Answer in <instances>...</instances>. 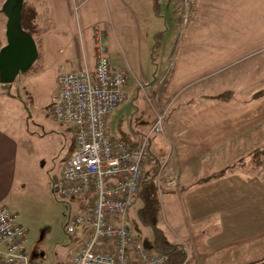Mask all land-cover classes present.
<instances>
[{
	"label": "rangeland",
	"instance_id": "obj_1",
	"mask_svg": "<svg viewBox=\"0 0 264 264\" xmlns=\"http://www.w3.org/2000/svg\"><path fill=\"white\" fill-rule=\"evenodd\" d=\"M46 1L39 5L34 33L43 67L20 74L10 89L0 83V111L10 116L4 125L20 141L21 177L9 204L29 229V264H63L80 238L66 225L80 211L81 199L53 190V179L75 142L73 126L52 116L58 75L70 70L56 37L73 32L84 41L87 59L95 50L97 29L104 32L112 66L127 75L125 99L112 114L109 135L125 143L147 135L150 168L165 163L175 169L168 187L162 169L151 172L160 182L155 180L150 194V183L139 194L140 202L127 213V225L143 244L152 240L157 245L165 238L187 256L191 249L178 235L171 212L173 206L181 214V207L166 194L179 196L178 163L184 169L187 162L202 160V170H216L210 161L227 153L210 152L212 131L216 124L228 128V123L237 139L245 130L251 133L245 139L250 141L247 151L229 159L252 166L264 160V0H85L71 9L67 0ZM61 46L66 50V44ZM212 113L239 118L215 121L207 115ZM235 161L229 162L230 170Z\"/></svg>",
	"mask_w": 264,
	"mask_h": 264
},
{
	"label": "built area",
	"instance_id": "obj_2",
	"mask_svg": "<svg viewBox=\"0 0 264 264\" xmlns=\"http://www.w3.org/2000/svg\"><path fill=\"white\" fill-rule=\"evenodd\" d=\"M57 82L52 116L73 126L75 144L53 180V190L82 201L66 225L80 238L69 247L63 264L166 263V253L149 252L127 225L150 159L149 138L128 144L108 133L107 116L125 99L127 75L112 66L102 29L95 31L93 66L83 54V66L62 71ZM19 220L17 212L0 206V264L30 263L25 251L29 231Z\"/></svg>",
	"mask_w": 264,
	"mask_h": 264
},
{
	"label": "crops",
	"instance_id": "obj_3",
	"mask_svg": "<svg viewBox=\"0 0 264 264\" xmlns=\"http://www.w3.org/2000/svg\"><path fill=\"white\" fill-rule=\"evenodd\" d=\"M5 1L0 0V49L7 42V16L1 10ZM67 1L71 9V4L76 8L77 3L85 0ZM89 1L91 0H87ZM154 1L159 3V0ZM130 7L133 10L131 1ZM62 43L66 44V50L62 48ZM56 45L58 52L63 53L66 68L73 70L83 66L84 41L73 32L57 34ZM42 55L44 59V54ZM87 61L93 66L94 52ZM124 90L126 93L125 86ZM5 103L7 102L2 100V104ZM117 107L107 116L109 128L112 114ZM8 108L10 109L9 106ZM207 115L213 116L215 121L239 118L230 113ZM6 117L10 118L9 114L0 111V206L5 205L13 210L9 201L21 177L22 155L19 139L4 125ZM229 126L230 123L228 128H218L216 124L212 131L210 152L227 153V159H220L218 156L215 157V162L210 161L212 169L216 170H202V160L189 161L184 169L178 163L177 177L182 185L179 196L174 191H166V194L172 202H176V206L178 203L181 207V214L174 209L176 207H171L172 219L180 233L178 235L188 241L191 252L185 257L170 256L164 264H249L264 259V160L253 163L254 166L249 161L246 164L230 160L232 153L247 151L244 146L250 141L245 142V139L251 133L250 129L245 130L247 134L242 133L237 139L234 134H230L236 133V130ZM137 142L138 140L128 144ZM181 142L184 143V139ZM152 160L150 151V159L144 172V188L148 183H155V180L160 182V176L153 178L150 175ZM226 160L237 163L233 170L229 169L230 163ZM159 168L163 170L162 182L169 186L174 166L162 163ZM137 197L134 204H138L142 196L138 194Z\"/></svg>",
	"mask_w": 264,
	"mask_h": 264
},
{
	"label": "water",
	"instance_id": "obj_4",
	"mask_svg": "<svg viewBox=\"0 0 264 264\" xmlns=\"http://www.w3.org/2000/svg\"><path fill=\"white\" fill-rule=\"evenodd\" d=\"M24 0H6L2 12L7 16L6 44L0 49V83L6 89L33 66L39 55L35 38L22 26Z\"/></svg>",
	"mask_w": 264,
	"mask_h": 264
},
{
	"label": "trees",
	"instance_id": "obj_5",
	"mask_svg": "<svg viewBox=\"0 0 264 264\" xmlns=\"http://www.w3.org/2000/svg\"><path fill=\"white\" fill-rule=\"evenodd\" d=\"M46 3H47L46 0H24L22 11H21L22 12V26L26 31L31 33L33 35V37H34V33L38 32V27H39L38 22H39V18H41L40 17L41 12L38 11L39 5L46 4ZM43 60H44L43 55L41 52H39L37 60L34 62L33 66L30 68V70H28L25 73L39 71L43 67ZM74 144H75V142H74ZM73 148H74V145H73ZM73 148H72V150H73ZM158 169H159V167H158V165H156L152 169L150 168L149 171L157 172ZM144 172H145V169H144ZM153 178H155V177H153ZM143 181H144V173L142 176L140 188L137 192V195L140 194L145 188L148 187V185H147L144 188V186H143L144 182ZM150 184L152 186V189L149 186V188L146 190L148 192V194H150L153 191L154 186L156 185L155 183H154L155 184L154 186H153V183H150ZM139 191H140V193H139ZM137 195H136V197H137ZM149 242H150L149 244L148 243L143 244L145 249H147L149 252H153V253L162 252V253H166L168 256H178V257L184 256V252L180 248L179 245L172 244L167 239L165 240V238H163L161 240V242L158 243L157 245H155V244L152 245V243H153L152 240H150ZM250 264H264V259L252 262Z\"/></svg>",
	"mask_w": 264,
	"mask_h": 264
},
{
	"label": "flooded vegetation",
	"instance_id": "obj_6",
	"mask_svg": "<svg viewBox=\"0 0 264 264\" xmlns=\"http://www.w3.org/2000/svg\"><path fill=\"white\" fill-rule=\"evenodd\" d=\"M107 49H108V48H107ZM108 53H110V52H109V49H108Z\"/></svg>",
	"mask_w": 264,
	"mask_h": 264
}]
</instances>
